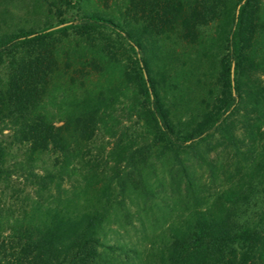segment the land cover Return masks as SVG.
I'll list each match as a JSON object with an SVG mask.
<instances>
[{
    "label": "trees",
    "instance_id": "trees-1",
    "mask_svg": "<svg viewBox=\"0 0 264 264\" xmlns=\"http://www.w3.org/2000/svg\"><path fill=\"white\" fill-rule=\"evenodd\" d=\"M0 264H264V0H0Z\"/></svg>",
    "mask_w": 264,
    "mask_h": 264
},
{
    "label": "rangeland",
    "instance_id": "rangeland-1",
    "mask_svg": "<svg viewBox=\"0 0 264 264\" xmlns=\"http://www.w3.org/2000/svg\"><path fill=\"white\" fill-rule=\"evenodd\" d=\"M198 175L200 176V182L201 183H207V174L201 171H198ZM19 182L14 181V184H18ZM218 184H221V182H219ZM7 195H11L10 190L7 191ZM134 227H129L128 228V233H126L124 230H121L118 228V226H114L113 230L115 231V234H111L114 238H119V239H131L134 242H137V244H140L141 239H142V228L140 225L139 221L134 220ZM149 234V231L146 232V234Z\"/></svg>",
    "mask_w": 264,
    "mask_h": 264
}]
</instances>
